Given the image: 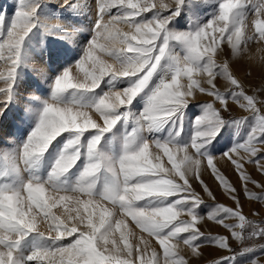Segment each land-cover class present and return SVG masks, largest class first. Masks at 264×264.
Instances as JSON below:
<instances>
[{
	"label": "snow or ice",
	"instance_id": "6c2138e0",
	"mask_svg": "<svg viewBox=\"0 0 264 264\" xmlns=\"http://www.w3.org/2000/svg\"><path fill=\"white\" fill-rule=\"evenodd\" d=\"M210 2L214 0H191L190 11L195 13L201 4ZM46 3L49 0H18L7 24L0 14V62L4 65L0 70V117L6 116L16 99L18 70L25 62V42L32 30L39 25L60 37L75 36L81 30L41 17L38 9ZM185 3L59 0L61 8L91 14L90 36L80 59L54 78L50 96L33 95L25 104L26 117L36 121L27 137L10 147L0 146V264H43L45 260L47 264H206L205 247L219 255L211 264H233L237 257L264 252V243H259L264 241V219L259 223L248 219L240 198L242 192L245 197L264 200V184L245 168L254 164L264 174V99L257 95L264 91V76L260 87L249 94L232 69L233 63L246 56L255 60L248 52L250 41H264V19L260 18L264 17V0H218L215 14L207 22L176 31L170 25ZM249 9L257 17L251 34ZM171 42L181 45L183 52L171 51ZM221 44L230 52L225 54ZM220 57L224 58L217 63ZM165 60L164 72L149 91L143 110L133 116L130 106L149 88ZM260 62L264 67V57ZM86 64L90 70L85 69ZM73 67L84 73L83 78L73 76ZM124 80L128 81L126 87L114 86ZM105 82L111 85L106 91L93 101L84 99V94L95 93ZM77 94H81L79 98ZM198 95H206L211 102L198 100ZM230 99L247 115L234 116ZM193 102L201 103L202 114L193 122L191 140L180 143L183 112ZM177 114L180 126L173 136L148 138V133ZM129 120L134 126L124 137L119 154L103 151L105 134ZM249 120L247 135L219 155L233 166L241 182L238 190L217 167V156L208 147L227 126ZM65 133L68 138L50 170L46 176L38 175L45 153ZM161 152L170 167L162 162ZM82 157L83 165L69 184L63 178ZM202 168L234 202L235 207L216 203L206 214L228 235L206 234L199 226L205 218L199 210L206 202L193 181L211 201L216 200L202 178ZM249 184L261 188V193H252ZM102 201L110 203L111 209ZM57 208L63 209L59 215L53 211ZM120 213L130 216L141 233L158 242L162 256L152 249L145 258L150 241L140 235L133 245L130 238L135 233L122 230L127 228L125 220L115 218ZM233 240L240 242L239 250L231 246ZM247 264L260 261L252 258Z\"/></svg>",
	"mask_w": 264,
	"mask_h": 264
},
{
	"label": "rangeland",
	"instance_id": "374dc122",
	"mask_svg": "<svg viewBox=\"0 0 264 264\" xmlns=\"http://www.w3.org/2000/svg\"><path fill=\"white\" fill-rule=\"evenodd\" d=\"M49 2L50 3L43 4L46 7L41 5V8L38 9V14L47 20H51L53 22L59 21L62 23V21H60L61 16H63L67 8H61L58 4L59 1ZM151 2H157V0H151ZM217 5L218 0H214V2H210L207 4H201L199 9L195 13H193L190 11V8L192 6L191 0H186V3L180 12V15L177 16L176 20L170 25V28L176 31H187L190 29H195L199 25L207 22V20L215 14ZM17 6L18 0H0V14L5 15L6 24L11 21V18L14 16L17 10ZM89 15L91 14L89 13L88 16L82 14L80 15L81 18L79 17L77 21L72 24H67L75 25L81 29L75 36L66 34L64 37H60L58 35L48 34L39 25L34 28L29 34V37L26 39L24 49L25 62L18 70V87L16 99L9 105V108L6 111V116L0 117V146L10 147L12 146V144H18L22 142L27 137L31 129L35 126V119L27 118L25 115V104L29 102V98L33 95L41 98H48L51 94V86L54 82V78L65 68L69 67L80 59L82 50L87 44L88 38L90 36V33L87 30V26L92 23V20L91 16ZM146 15H150V13ZM256 18L257 17L255 16V14L252 13L249 9V17L247 19L249 34L255 32L254 21ZM260 18L264 19V17ZM119 27L124 31L128 30L127 26L125 25H119ZM54 39H59L60 43L63 42L59 50L54 46ZM221 47L223 48L225 54L230 52V48H228L225 44H221ZM247 47L249 55L254 56L255 60L250 61V59H248V57L246 56L243 60L233 63L232 69L235 74L245 83L246 87L248 88L249 94H253L254 90L260 87L262 83V76H264V67L261 66L260 62L261 57H264V41H259L258 39L255 41H250ZM170 50L178 53L183 52L182 46L176 42H171ZM223 58L224 57L218 58L217 63H219ZM104 59H107L109 63L112 62L108 57H104ZM166 63L167 60L162 61L161 69L158 70V72L154 75L149 88L145 89L144 92L139 94L134 99L132 105L130 106V112L133 114V116L143 110L146 102V97L152 86L159 81L160 76L164 72L163 66ZM3 68L4 65L2 62H0V70H3ZM85 69L90 70V64H86ZM72 74L73 76H76L78 74L80 78H83L84 75L83 72H79V70L75 67H73ZM127 85V80L114 82V86L116 88H123ZM110 86L111 85L105 82L101 85L100 88L96 89L95 93L84 94V99L86 101H93L94 97L99 96ZM253 86H255V88ZM221 91H223V89H221ZM80 95L81 94H77V98H79ZM257 95L259 98L264 99V91L258 92ZM197 99L203 102H211V98L207 97L206 95H198ZM229 103L232 107V114L234 116L247 115V113L243 112L239 108L238 104L234 103L231 99L229 100ZM201 114L202 105L200 102L190 103L187 108L184 109L182 120L183 131L181 133V136L178 138V142L187 144L191 140V137L193 136L195 131L193 128V122ZM251 123L252 121L249 120L244 125L227 126V130H222L221 134L215 140H213L212 144L208 147V151L212 155L217 156V159L214 161L217 164V167L227 175V177L238 190L241 188V182L238 180L236 173L233 171V166L225 159L220 158L219 155L231 148L235 141H237L238 139H243L247 135ZM133 126L134 125L132 120H129L127 124L121 121L112 130V132L105 134L104 139L101 142V149L103 151L118 155L124 137ZM179 126L180 120L179 114H177V117H174L172 120L165 123L162 128H160L159 130H153L147 135L149 139L153 137H159L163 140L169 138L170 136H173ZM68 135L69 134L67 133L62 134L61 137H58L56 141L53 142L52 146H50L48 151L45 153L41 163L37 167L36 171L38 175L42 177L46 176L47 172L52 166L57 153L63 147L66 139L68 138ZM87 135L89 134L86 133L85 136L87 137ZM257 147L260 148L261 145L257 144ZM150 151H153L155 153L157 150L150 147ZM160 154L162 155V162L165 164V166L170 167V165L167 164V157L163 156L162 152ZM241 155L244 154L241 153ZM83 162L84 160L82 157L81 160L78 161L77 166L74 167L71 172L63 179L67 180L68 183L71 184L78 175ZM245 168L248 174L251 175L254 180L258 181L261 184H264V174H261L256 165L246 164ZM202 178L204 182L209 185L210 189L216 197V200L214 202L211 201L207 197V194L203 192L200 185L197 182L193 181V186L195 187L196 191L200 193V195L206 202L205 204L201 205L199 210L200 215H204L205 217L204 220L200 221L199 226L201 227L202 231H205L206 234H210L213 236L228 235L227 230H225L222 226L216 224L214 221L208 220L206 214L212 210L214 204L216 203H221L227 207H235L234 202L229 198L224 188L218 185V183L210 175V172L203 170V168ZM248 187L252 193H261V188L259 187H256L252 184H249ZM240 198L243 203V214H245L248 219L254 220L257 223L264 219V200H255L254 197H245L242 192H240ZM101 203L109 209H111L112 207L111 204L106 201H102ZM53 211L59 215L62 213L63 209L57 208L53 209ZM256 213L259 214L257 215ZM98 214L99 210H97V215ZM115 218L125 220L127 228L122 230L135 233V238H130V242L133 245L138 243V238L140 235H144L145 239L150 241V247L145 258H148V256L151 255L152 249H155L158 253H161L162 256V249H160L158 242L154 238L148 237L146 233H141L140 228L135 225L130 216L124 217L123 214L120 213ZM181 218L187 219V217L184 216H182ZM115 236L119 238V232L115 233ZM259 243H264V241H259ZM122 246L123 245H121V247ZM231 246L234 249L239 250L240 242L233 240ZM180 247H183V245H181ZM204 258L206 264H211V260L213 258L219 259V255L213 254L211 248L205 247ZM252 258H256L260 261V264H264V252L261 251H256L245 256L237 257L236 261L233 262V264H247V261ZM33 264H35V262H33ZM43 264H47V260H45ZM225 264H229V262H225Z\"/></svg>",
	"mask_w": 264,
	"mask_h": 264
},
{
	"label": "bare ground",
	"instance_id": "6f19581e",
	"mask_svg": "<svg viewBox=\"0 0 264 264\" xmlns=\"http://www.w3.org/2000/svg\"><path fill=\"white\" fill-rule=\"evenodd\" d=\"M49 1H59V0H49ZM44 6V5H43ZM44 7H46V6H44ZM65 11V10H64ZM87 15L88 16V14L89 13H82V12H79V11H77V12H71V11H68L67 9H66V12H64V14H63V16H61V20L60 21H62V23L63 24H72V23H74L75 21H77V19L80 17V15ZM89 16H91V15H89ZM85 17V16H84ZM81 18V17H80ZM57 44H58V46H57ZM61 44H63V42L62 43H60L59 42V39H54V46L55 47H57L58 48V50L61 48L60 46H62ZM227 49V48H226ZM61 51V50H60ZM62 51H63V48H62ZM263 52V51H262ZM36 53H37V51H36ZM255 54V53H254ZM261 60V59H260ZM251 61V60H250ZM257 61V60H256ZM244 65V64H243Z\"/></svg>",
	"mask_w": 264,
	"mask_h": 264
}]
</instances>
